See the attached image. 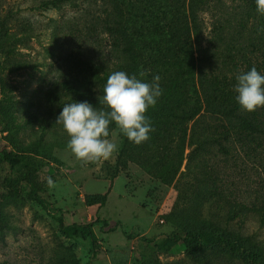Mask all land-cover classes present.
<instances>
[{
	"label": "rangeland",
	"instance_id": "obj_1",
	"mask_svg": "<svg viewBox=\"0 0 264 264\" xmlns=\"http://www.w3.org/2000/svg\"><path fill=\"white\" fill-rule=\"evenodd\" d=\"M168 58L234 88L253 66L264 74V15L255 0H0V264H264V107L249 112L256 132L241 127L244 113L207 116L230 121L231 134L189 156L202 132L190 140L194 119L157 113L166 86L145 114L146 142L113 122L118 151L87 164L55 123L64 104L87 101L88 83L102 97L114 71L151 82ZM7 152L20 161L11 166ZM28 158L43 183L38 199L25 182L12 196L5 186ZM60 220L90 224L93 238L64 235ZM219 237L236 247L203 245Z\"/></svg>",
	"mask_w": 264,
	"mask_h": 264
},
{
	"label": "clouds",
	"instance_id": "obj_2",
	"mask_svg": "<svg viewBox=\"0 0 264 264\" xmlns=\"http://www.w3.org/2000/svg\"><path fill=\"white\" fill-rule=\"evenodd\" d=\"M256 10L264 15V0H255ZM141 71L129 75L126 71H114L106 80L100 103L105 107L96 109L88 101L66 103L55 123L61 124L69 136L67 147L78 160L94 163L107 160L118 151V145L109 139V126L115 122L127 139L137 145L146 142L154 131L151 120L145 114L155 107L163 93L161 77L155 75L151 82L143 78ZM234 91L239 106L253 112L264 107V74L253 66L236 76ZM49 188L55 187L51 177Z\"/></svg>",
	"mask_w": 264,
	"mask_h": 264
},
{
	"label": "trees",
	"instance_id": "obj_3",
	"mask_svg": "<svg viewBox=\"0 0 264 264\" xmlns=\"http://www.w3.org/2000/svg\"><path fill=\"white\" fill-rule=\"evenodd\" d=\"M159 28L160 26L158 29ZM115 31L117 32L116 29ZM120 33L121 34L118 36V38H121L122 35L124 38H126V35L123 34L122 31H120ZM118 38L116 39L117 43L120 42V39ZM124 44L131 46L130 40L129 42L124 41ZM130 50L131 49L125 51ZM169 50L171 51V49L167 47L166 51ZM173 54L174 53H171L172 56H174ZM169 60L170 61L168 63L166 62L167 67L165 70H163L164 73L162 75H160L158 71H153L151 73L152 79L155 75H159L161 77V88L168 86V91L165 92L164 96L162 95L163 106L157 110V113H166L173 117L184 118L185 120L194 119V122L190 128V140H196L195 135L198 133L197 131L202 132L201 136H203V140L201 141V144L198 143L193 146L189 152V156L192 154V152L198 149H205V143L207 141L211 140L216 142L221 136H224L226 140L229 137V134H231L230 121L228 122V126H226L225 123L216 125L206 124L204 118H207V116L228 119L231 118V115L236 116L240 115V113H244V116L241 117L242 128L250 132L260 131V129H262V126H260L261 123L253 122L251 119H249V112L243 110L239 106L236 100V96L238 94L234 91V88H232L230 84L226 83L224 78L219 79L218 76L215 75L205 76L201 74V68L199 66L198 77L195 79V71L193 69V63H191V60L188 61V64H190L189 69L187 64H185L183 67H180L176 65L174 60ZM128 66L130 65L128 64ZM155 67L156 66H154V68ZM168 84H170V86ZM93 85V82L88 83L86 90L87 96H84V99L95 104L97 107L104 108L105 106L100 103L102 97L93 96L91 93V88ZM60 86L64 90L72 91L75 96H78L79 94L77 88L70 84L68 80H63L60 83ZM204 87H208L207 91H204ZM20 158V154H15L12 152H7L3 156V159L8 161L11 166L17 164L20 161ZM20 182H25V184L29 187V191L27 193L28 198L38 199L37 194L42 190L43 183L38 178L37 168L32 158H28V160H26L17 177L6 180L5 186L10 196L18 194ZM220 197L221 196L218 198ZM234 205L235 204L230 205L231 211L234 210ZM261 207L264 209V206ZM59 229L66 236L81 235L91 239L93 238V232L90 228V224H64L60 220ZM202 242L205 246L218 245L223 242L227 247L231 248H235L237 245V243L232 239L230 241L225 237L215 238L214 240H208L205 238V240L203 239ZM114 253L116 252L109 251V256L113 258ZM253 259L254 261L256 260L255 258Z\"/></svg>",
	"mask_w": 264,
	"mask_h": 264
}]
</instances>
